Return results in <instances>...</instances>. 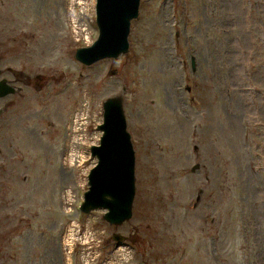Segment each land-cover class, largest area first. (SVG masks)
Returning <instances> with one entry per match:
<instances>
[{"label":"rangeland","instance_id":"1","mask_svg":"<svg viewBox=\"0 0 264 264\" xmlns=\"http://www.w3.org/2000/svg\"><path fill=\"white\" fill-rule=\"evenodd\" d=\"M4 3L23 90L2 145L0 264H264V0H141L129 51L91 65L76 52L99 37L97 0ZM113 96L136 153L120 225L81 210Z\"/></svg>","mask_w":264,"mask_h":264},{"label":"water","instance_id":"2","mask_svg":"<svg viewBox=\"0 0 264 264\" xmlns=\"http://www.w3.org/2000/svg\"><path fill=\"white\" fill-rule=\"evenodd\" d=\"M141 0H97L99 37L91 45L78 48L76 57L87 65L105 58H118L130 48L129 35L132 21L139 17ZM194 65V61H193ZM104 131L100 145L94 144L91 153L98 163L89 174V189L81 209L85 213L105 208L104 218L120 225L133 216L136 195V153L123 96L104 101ZM198 166H195V170ZM113 239L124 241L126 236L115 233ZM142 264V263H139Z\"/></svg>","mask_w":264,"mask_h":264},{"label":"flooded vegetation","instance_id":"3","mask_svg":"<svg viewBox=\"0 0 264 264\" xmlns=\"http://www.w3.org/2000/svg\"><path fill=\"white\" fill-rule=\"evenodd\" d=\"M4 2L5 0H0V8L5 4ZM9 51L7 42L0 38V167L4 165L1 157L5 147L2 145L9 144L6 138V120L9 114L13 115L18 112L23 90V72L16 66V63H9Z\"/></svg>","mask_w":264,"mask_h":264},{"label":"bare ground","instance_id":"4","mask_svg":"<svg viewBox=\"0 0 264 264\" xmlns=\"http://www.w3.org/2000/svg\"><path fill=\"white\" fill-rule=\"evenodd\" d=\"M49 53H52V52H49ZM87 98H88V100L85 99L84 102H81V103H80L79 110H78V112H77V119H80L81 116L83 115V110H84V107H85V106H84L85 103L88 105V104H90V103L92 102V100H91L89 97H87ZM74 236H75V234L72 232V233L70 234V238H71V239H74Z\"/></svg>","mask_w":264,"mask_h":264}]
</instances>
